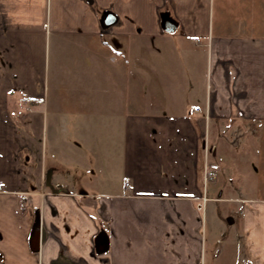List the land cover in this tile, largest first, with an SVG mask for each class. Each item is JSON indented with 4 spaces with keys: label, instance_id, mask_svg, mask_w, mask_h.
<instances>
[{
    "label": "crops",
    "instance_id": "crops-1",
    "mask_svg": "<svg viewBox=\"0 0 264 264\" xmlns=\"http://www.w3.org/2000/svg\"><path fill=\"white\" fill-rule=\"evenodd\" d=\"M216 230L264 264V0H0V264H228Z\"/></svg>",
    "mask_w": 264,
    "mask_h": 264
},
{
    "label": "water",
    "instance_id": "water-1",
    "mask_svg": "<svg viewBox=\"0 0 264 264\" xmlns=\"http://www.w3.org/2000/svg\"><path fill=\"white\" fill-rule=\"evenodd\" d=\"M165 24L167 31H172L175 28V23L171 20L166 19ZM104 233H99L95 239V244L97 248H103ZM45 238V231L41 227L39 212L35 213L34 221L29 235V245L32 251H38L41 241Z\"/></svg>",
    "mask_w": 264,
    "mask_h": 264
},
{
    "label": "rangeland",
    "instance_id": "rangeland-1",
    "mask_svg": "<svg viewBox=\"0 0 264 264\" xmlns=\"http://www.w3.org/2000/svg\"><path fill=\"white\" fill-rule=\"evenodd\" d=\"M22 117H23V115H21ZM209 178H213V177H209ZM218 181H220V180H218ZM216 184V183H215ZM215 184H214V182H211L210 180L209 181H207V182H205V186L207 187V189H208V194H214V195H216V193H217V189L216 190H214L213 192H211V190L210 189H212V187L213 186H215ZM210 204H213V203H211V201H209L208 203H207V205L209 206ZM226 204L227 203H223V202H218V205L219 206H217V207H220L221 209H222V211H223V218L225 219L226 218V209H227V207H226ZM216 232H218V230H216ZM217 236H219L221 239H222V237L223 238H225V239H227V242H223V241H219V243H220V245H219V248H221V250L222 249H224L223 250V253H225L226 254V258H225V260H227L228 261V264H231L232 263V261H231V256H230V254L229 255H227V253H230L231 251L229 250L228 251V249H229V247H231V245L228 243V239H229V237L231 236V233L230 232H223L221 235H220V233L218 232V235ZM218 243V244H219ZM221 250H220V252H221ZM211 252L209 251L208 252V256L210 257L211 256V254H210ZM224 254V255H225Z\"/></svg>",
    "mask_w": 264,
    "mask_h": 264
},
{
    "label": "built area",
    "instance_id": "built-area-1",
    "mask_svg": "<svg viewBox=\"0 0 264 264\" xmlns=\"http://www.w3.org/2000/svg\"><path fill=\"white\" fill-rule=\"evenodd\" d=\"M23 101H27L28 99L27 98H23L22 99ZM199 108H195V110L197 111ZM125 184H128L127 182L125 183ZM39 264H47V263H45V262H39Z\"/></svg>",
    "mask_w": 264,
    "mask_h": 264
}]
</instances>
